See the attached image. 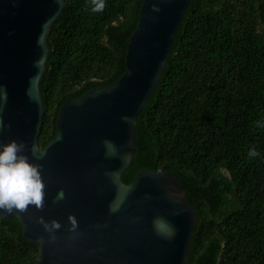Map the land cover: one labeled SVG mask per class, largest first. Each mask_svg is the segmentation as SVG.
<instances>
[{
  "label": "trees",
  "instance_id": "1",
  "mask_svg": "<svg viewBox=\"0 0 264 264\" xmlns=\"http://www.w3.org/2000/svg\"><path fill=\"white\" fill-rule=\"evenodd\" d=\"M141 3L106 0L93 13L90 0H64L46 38L39 146L65 100L123 74ZM135 137L122 180L170 171L195 210L185 264H264V0H190ZM37 255L20 223L0 217V264Z\"/></svg>",
  "mask_w": 264,
  "mask_h": 264
},
{
  "label": "water",
  "instance_id": "2",
  "mask_svg": "<svg viewBox=\"0 0 264 264\" xmlns=\"http://www.w3.org/2000/svg\"><path fill=\"white\" fill-rule=\"evenodd\" d=\"M189 2L142 0L123 74L65 100L55 134L39 146L46 38L64 0H0V90L6 93L0 144L23 141L29 161L42 166L46 185L43 211H0V217L15 218L24 238L37 244L33 264H185L197 217L179 181L162 169H141L129 182L121 176L135 152L136 118L160 78ZM105 139L117 147V156H105ZM34 144L46 151L43 159L32 156ZM125 154L126 161L120 158ZM60 189L66 198L54 203ZM122 189L129 191L119 211L110 212ZM70 214L78 222L76 233L69 231ZM37 216L61 224L55 240ZM158 217L174 227V235L156 230Z\"/></svg>",
  "mask_w": 264,
  "mask_h": 264
},
{
  "label": "clouds",
  "instance_id": "3",
  "mask_svg": "<svg viewBox=\"0 0 264 264\" xmlns=\"http://www.w3.org/2000/svg\"><path fill=\"white\" fill-rule=\"evenodd\" d=\"M91 11L93 13L103 12L106 7V0H90ZM154 10H159L153 8ZM87 10V9H86ZM0 100H6V93L0 90ZM128 121V117L123 118ZM4 127L3 121L0 120V130ZM103 145L106 149V157L117 156L118 149L110 141L105 139ZM26 145L23 141L9 140L7 143L0 144V211L5 213H25L30 207H34L38 211H43L45 206V183L41 175L42 166L29 161L25 155ZM32 156L36 160H41L46 156V151L40 149L35 144L30 148ZM249 157H257L260 153L252 148L248 152ZM126 161L127 154L120 157ZM113 178L116 173H109ZM129 189H122L124 195L119 196L110 206V212L119 211L125 196ZM65 192L60 189L55 197L54 203L65 199ZM36 221L43 226L45 232L49 234V240H55V232L61 228V224L53 219L46 221L42 216H37ZM70 222L69 231L76 233L78 222L73 215L68 216ZM153 225L157 231H164L167 235H174L175 229L168 224L163 218H156Z\"/></svg>",
  "mask_w": 264,
  "mask_h": 264
}]
</instances>
